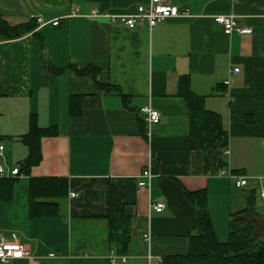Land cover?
<instances>
[{
  "label": "crops",
  "instance_id": "crops-1",
  "mask_svg": "<svg viewBox=\"0 0 264 264\" xmlns=\"http://www.w3.org/2000/svg\"><path fill=\"white\" fill-rule=\"evenodd\" d=\"M165 1L190 15L149 31L144 22L128 28L86 16L93 8L130 13L148 0H0L9 26L35 22L18 38L0 39V164L18 167L27 156L21 137L31 116L56 133L41 138L40 162L0 200V235H14L30 253L0 264H159L185 253L196 231V208L183 190L206 191L219 241L228 240L234 219L264 231V0ZM220 14L234 15L250 33L225 34L213 20ZM74 67L95 69L96 80ZM186 75L226 132L225 146L207 159L176 94ZM147 105L161 115L149 136L140 112ZM148 164L154 176L142 190L137 179ZM229 173L247 186L236 187ZM29 177L67 179L65 195L35 198L55 205L54 214L30 215ZM110 187L131 218L124 262H111L120 254L109 240ZM156 202L165 203L161 212L149 207Z\"/></svg>",
  "mask_w": 264,
  "mask_h": 264
},
{
  "label": "trees",
  "instance_id": "trees-1",
  "mask_svg": "<svg viewBox=\"0 0 264 264\" xmlns=\"http://www.w3.org/2000/svg\"><path fill=\"white\" fill-rule=\"evenodd\" d=\"M35 28V22L9 26L0 13V36L6 39L18 38ZM77 74H91L96 80L97 71L93 68H76ZM105 89L110 85H99ZM176 94L181 96L187 105L191 134L197 144L208 154L226 144V132L219 113L204 106V97L194 93L190 79L181 76L178 80ZM124 98V96H123ZM141 121V132L144 133V120ZM56 134L54 129L41 127L36 117H30L27 133L21 140L27 146V156L18 165L21 175L28 176L32 166L41 160L40 140L43 136ZM16 177H0V200H9L13 194ZM29 212L31 216L50 215L56 212V206L39 203L36 197H58L67 192L65 177H29ZM186 197L196 208V231L187 236V248L183 254L164 256L159 264H264V231L258 233L255 225H248L241 220L230 222L229 238L222 242L216 237L208 208L206 191L189 192L183 190ZM254 190H248V202L254 199ZM109 240L117 254L127 252L130 241L131 218L125 214V203L114 188L109 189L108 204Z\"/></svg>",
  "mask_w": 264,
  "mask_h": 264
},
{
  "label": "built area",
  "instance_id": "built-area-1",
  "mask_svg": "<svg viewBox=\"0 0 264 264\" xmlns=\"http://www.w3.org/2000/svg\"><path fill=\"white\" fill-rule=\"evenodd\" d=\"M78 7H74L71 11V15L78 14ZM189 9H181L176 5H173L165 0H148L147 4H138L135 6L133 12L130 13H116L111 11H100L97 8H93L86 16L92 18H103L111 23H120L128 28H134L138 24L145 23L149 31L160 22L169 17H183L189 16ZM213 20L219 24L225 34H231L236 32L238 34H249L250 29L242 27L234 15H215ZM39 24H43L41 17L37 18ZM58 19L52 20L53 25H58ZM1 39V36H0ZM239 71L238 67H234L232 72L235 74ZM140 112L144 115V120L146 124V134L149 136L155 125H157L161 120L160 112L153 108L152 106H144L140 109ZM3 145L0 144V156L2 155ZM21 177L18 167H12L7 169L3 164H0V177ZM154 176L152 167L148 164L140 174L137 179V186L139 189L147 190L150 185V180ZM228 177L232 179L236 187L247 186V180L244 177H237L236 175L229 173ZM76 192H70L69 196L75 197ZM261 196H264V193H261ZM149 207L156 212H161L165 203L156 202L149 204ZM144 239L147 242H150V232L144 234ZM54 253H50V256H54ZM30 253L28 249L21 244L18 239L11 235L9 238H6L3 235H0V262L7 263L11 259L29 257ZM122 262L126 261V256L124 255H112L111 262L116 263L117 260Z\"/></svg>",
  "mask_w": 264,
  "mask_h": 264
},
{
  "label": "rangeland",
  "instance_id": "rangeland-1",
  "mask_svg": "<svg viewBox=\"0 0 264 264\" xmlns=\"http://www.w3.org/2000/svg\"><path fill=\"white\" fill-rule=\"evenodd\" d=\"M20 189V188H19Z\"/></svg>",
  "mask_w": 264,
  "mask_h": 264
}]
</instances>
